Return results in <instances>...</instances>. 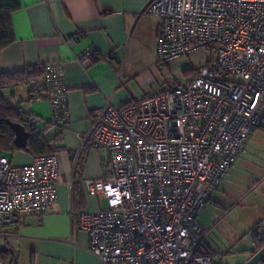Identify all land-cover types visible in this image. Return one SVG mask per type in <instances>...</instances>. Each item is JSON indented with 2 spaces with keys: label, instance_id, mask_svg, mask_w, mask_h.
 Returning <instances> with one entry per match:
<instances>
[{
  "label": "built area",
  "instance_id": "2783aa9c",
  "mask_svg": "<svg viewBox=\"0 0 264 264\" xmlns=\"http://www.w3.org/2000/svg\"><path fill=\"white\" fill-rule=\"evenodd\" d=\"M144 13L161 21L159 63L201 49L214 62L184 84L102 108L85 139L108 156L102 176L87 184L107 206L82 211L80 227L105 264H217L196 253L203 230L196 219L264 119V0H151ZM43 91L51 123L62 126L69 119L62 62L30 80L31 94ZM59 167L57 152L23 165L0 154V251L14 245L26 215L55 204Z\"/></svg>",
  "mask_w": 264,
  "mask_h": 264
},
{
  "label": "crops",
  "instance_id": "0c3cea01",
  "mask_svg": "<svg viewBox=\"0 0 264 264\" xmlns=\"http://www.w3.org/2000/svg\"><path fill=\"white\" fill-rule=\"evenodd\" d=\"M150 1L20 0L21 8L13 13L15 41L2 50L1 69L62 62L69 109L68 121L53 125L44 91L31 94L30 81L9 88L23 115H31L36 127L54 139L60 160L55 204L45 213L26 215L13 230L17 240L8 249L14 264H105L90 251L89 233L80 227L78 216L107 206L105 198L89 192L87 181L102 176L108 152L92 148L85 136L107 103L120 107L152 96L161 21L144 13ZM91 49L92 57L80 58ZM259 130H264V119L250 141ZM32 157L23 150L11 156L19 165ZM247 163L254 166L253 159ZM233 178L243 182L237 166L221 185Z\"/></svg>",
  "mask_w": 264,
  "mask_h": 264
},
{
  "label": "rangeland",
  "instance_id": "374dc122",
  "mask_svg": "<svg viewBox=\"0 0 264 264\" xmlns=\"http://www.w3.org/2000/svg\"><path fill=\"white\" fill-rule=\"evenodd\" d=\"M214 57L210 50L201 49L161 64L157 56L152 64L153 84L149 87L150 93L157 94L165 87L171 88L190 81L212 64ZM2 94L13 99L9 89H4ZM251 135L245 151L234 165L239 167L243 182L233 178L231 182L220 184L221 187L214 192L196 219L203 229V243L218 264H243L254 247V231L264 234V130L255 133L250 141ZM252 159L254 166L247 163ZM248 166L250 169H245ZM251 181L254 183L249 185Z\"/></svg>",
  "mask_w": 264,
  "mask_h": 264
},
{
  "label": "trees",
  "instance_id": "16d2710c",
  "mask_svg": "<svg viewBox=\"0 0 264 264\" xmlns=\"http://www.w3.org/2000/svg\"><path fill=\"white\" fill-rule=\"evenodd\" d=\"M20 8V0H0V58L2 50L15 41V35L12 26V15ZM44 73V65H28L22 69L12 71L2 70L0 66V154L11 157L10 155L17 150H23L32 156L57 152L56 148L53 146L54 139L48 137L45 133V130L38 129L36 127L35 123L32 122L31 115L28 117L24 116L19 105L13 103L11 99L5 97L2 94L4 89L25 84L31 79H37L43 76ZM13 123H20L24 125L29 133L28 142L24 149H19L14 145L15 133L12 129ZM260 126L261 124L258 127ZM263 245L264 234L258 230H255L253 243L254 247L250 250V254H254ZM10 253L11 251L3 249L0 251V258L4 260H10L11 264H14V258L11 257ZM196 253L198 255L211 256L210 249L203 243L202 237H200V242Z\"/></svg>",
  "mask_w": 264,
  "mask_h": 264
},
{
  "label": "water",
  "instance_id": "95a60500",
  "mask_svg": "<svg viewBox=\"0 0 264 264\" xmlns=\"http://www.w3.org/2000/svg\"><path fill=\"white\" fill-rule=\"evenodd\" d=\"M12 129L15 133L14 145L19 149H24L27 145L29 133L25 126L20 123H13ZM9 251V249H6ZM264 259V245L252 254L243 264H257Z\"/></svg>",
  "mask_w": 264,
  "mask_h": 264
}]
</instances>
